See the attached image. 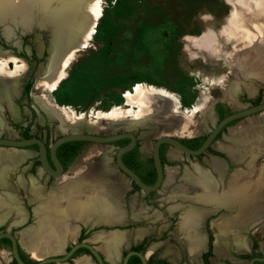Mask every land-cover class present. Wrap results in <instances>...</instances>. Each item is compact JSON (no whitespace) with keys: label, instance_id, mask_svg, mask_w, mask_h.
I'll use <instances>...</instances> for the list:
<instances>
[{"label":"rangeland","instance_id":"obj_1","mask_svg":"<svg viewBox=\"0 0 264 264\" xmlns=\"http://www.w3.org/2000/svg\"><path fill=\"white\" fill-rule=\"evenodd\" d=\"M86 1L0 0V52L4 54L0 67L4 69L3 74L15 70L21 60L27 62L24 72L15 76V83L5 86L7 97L0 95V134L15 136L16 132L10 125H19L27 134L35 133L47 141L71 131L112 134L126 130L136 134L141 152L149 156L152 143L159 136L169 135L179 139L203 136L217 120L212 110L215 103L236 110L264 101V0H95L94 3L101 7V15L94 20L84 47L77 49L76 45L83 35V19L85 24L88 19L83 10ZM67 33L73 38L70 46L59 54L63 59L61 78L55 85H48L45 79L48 64L57 53L56 50L53 52V44L64 39ZM15 58L20 60L19 63ZM25 82L30 86L27 96H22ZM248 84L255 88L253 94L246 91L245 85ZM140 85L151 86L161 95L163 101H155L159 112L144 107L132 109L124 106L125 95L133 94ZM229 89H233L230 96ZM46 106L55 109L60 116ZM169 122H175L174 126L167 127L165 124ZM246 127H255L262 133L264 110L225 127L200 158L178 151L180 170L186 169L197 183L205 178L215 182L216 192L219 193L225 186L227 176L213 174L212 178L209 174L206 177L204 174L210 170L204 162L211 151L221 153L216 149L218 143L233 146L227 139L229 131L232 135L239 134L248 131ZM249 138L246 136V139ZM251 138L255 140L253 133ZM238 139L242 142L245 140L242 137ZM170 147H163L164 163L167 162L166 152ZM115 150L116 145L112 143L84 142L74 161L58 180L67 181L70 176L84 172L86 157H98L100 154L110 169L125 177L114 164ZM242 153L244 157L248 156L246 150ZM27 156H30V160L35 158L31 153H26ZM263 161L264 153L254 161L253 174L242 177L246 183L256 182L259 176L257 168ZM228 164L229 169L235 166L229 161ZM261 176L264 181V169ZM164 182L163 178L161 187L148 195L132 188L127 178L128 189L124 200L129 210L137 215L134 219L127 216L122 227L117 228L126 231V242L109 250L108 259L101 252L109 264H119L129 246L140 242H146L147 248L158 244L160 248L155 252L160 254L166 248L171 251L162 255L161 259L173 261L178 255H183L185 262L197 264L187 259L181 241L174 235L178 216L188 206L211 210L203 223L207 240L210 241L207 246L209 251H206L208 261L229 258L233 264H242L229 254L232 248L235 250L233 239L240 235L248 236L251 244L254 239L257 248L251 249V253L258 252V244L264 234V202L258 204V209L252 205L244 210V220L253 219L257 212L261 213L260 218L247 225L244 231L231 233L226 248L222 246L223 254L215 255L208 221L221 212L234 214L236 204L227 210L223 203L203 205L186 196L169 195V188L180 184V181L174 178L170 183ZM31 183L34 185L33 181ZM75 187L77 190L83 188L81 184ZM261 187L258 191H264V183ZM52 188L57 190L59 186ZM8 192V189L0 186L1 194ZM13 199L18 206L23 201V197L13 196ZM245 200H248L247 196ZM28 202L31 210L29 219L19 226H12L14 234L25 226L36 225L37 215L33 208L40 200L31 202L28 199ZM9 223L0 226L1 231L9 230ZM85 227L90 228L86 234L87 240L95 233L111 230L109 226H93L90 223ZM137 229L145 230L140 238L135 235ZM78 237L74 242L79 240ZM74 242L68 241L60 253ZM0 248H3L0 249V264H14L9 247ZM20 250L31 263L39 258L60 254L34 255L24 252L23 248ZM65 262L74 263L71 260Z\"/></svg>","mask_w":264,"mask_h":264},{"label":"bare ground","instance_id":"obj_2","mask_svg":"<svg viewBox=\"0 0 264 264\" xmlns=\"http://www.w3.org/2000/svg\"><path fill=\"white\" fill-rule=\"evenodd\" d=\"M94 1L95 0H88L85 2L83 10H84V13L87 14L88 19L86 20V24L84 23V19H83V23H82L83 35L76 45L77 49L80 46L84 45V42L86 38L88 37L90 31L92 32V28L94 26V20L96 19L97 16L101 15V7L100 5H98V3L95 4L96 2L94 3ZM253 26L255 27V24H253ZM63 37L64 39H62L60 42H54L53 44V52L56 50L57 53L50 60L48 64V73L46 74V77H45L46 81H48V85H55L56 83H58V81L61 78L60 70H61V66H62L61 64L63 62V59L61 58L59 54L62 50H65L67 46H70L71 41H72L71 39L73 38V37L72 38L70 37L69 33H67ZM3 57H4V54L0 52V59ZM17 59L15 58V60L19 63L20 60H17ZM26 68H27V62L25 60H21L20 65L16 66L15 70L11 71L9 74H7L8 71H6V74H3L4 69L0 67V95L1 96L7 97V94L5 93V86L12 85L13 83H15V79H14L15 76L18 74H21V72H24ZM245 89L247 92H249V94H253L255 91V88H253V86L250 84L245 85ZM232 92H233V89H229V96L232 95ZM156 100L163 101L161 95L153 87L146 86V85H143V86L140 85L137 88H135L133 94L131 93V94L125 95L124 106L132 108V109H138L139 107H144L151 111L154 110L156 112H159V107H157L155 103ZM7 101L10 102L11 100H7ZM47 108L53 111L58 117L60 116L59 114H57V112L54 111L55 109L53 110L50 107H47ZM16 115H17V112H16ZM123 115H124V112H123ZM174 123L175 122H169V123H166L165 125L167 127L168 126L172 127L174 126ZM1 124L2 123L0 121V125ZM251 135L249 131H246V132H241L239 134L235 133L233 137L234 138L236 137L245 138L243 143L244 144L249 143L248 145L250 147L252 141H254L252 140ZM246 136L247 137L250 136L249 138L250 140L246 139ZM259 146H258L259 150L264 149V146L262 144H260ZM4 148H13V147H4ZM4 148L0 146V177L2 175L4 168L12 166V165H16L20 163L24 158L22 152L20 153L19 152L18 153L9 152L7 149H4ZM176 156L178 155L176 154ZM169 157L170 159H172L173 156L171 153L169 154ZM174 158H175V154H174ZM103 159L104 158L102 157V154H100L98 157L87 156L86 159L84 160V165L86 166L85 168L86 170L81 173H76L67 179L66 184L62 185L61 187H63V189L66 190V193L68 194V197H69L68 201L66 200L67 202L64 206H59L58 199H57L58 197L56 196L58 194H55L57 198L55 197L54 200L52 198L54 203L53 205H50L52 206L51 207V216H52L51 222L48 221V222L42 223V228L41 226L38 227V228H41L40 232L38 230H37L38 232H35L34 230H33L34 232H29L30 231L29 230L28 232H24L23 234L19 236L20 246L21 248L24 249V251H26L27 253L31 252L34 255H37V254L47 255L50 253H58V252L60 253V251L64 248V246L66 245L68 241L74 242L76 238L78 237L80 225L78 226L77 223H70L68 221L69 218L73 219L75 222H86L88 221L89 218L96 216L98 221L104 220V222H106V221H111L115 217L118 216V214L120 213L119 211L122 208L121 199H122L124 189L117 182V180H115L113 177L110 176V174H108V172H106L103 166L104 165ZM82 163H83V159H82ZM166 170L170 171V168L167 167ZM115 177H117V175H115ZM78 184H81L83 186L81 190L76 189L75 186ZM48 203L49 202H47V204ZM1 205L2 204L0 200V206ZM8 214H9V211H5L2 215H0V224L4 221V219L6 218ZM210 227H213V229H215V232L219 235L218 238L216 237L217 240L214 243L215 253L217 255H222L223 254L222 246L224 247L223 241H225V239L227 238L228 232L230 233V231L235 228L238 229V227H241V224L240 226L239 225L237 226L231 220L222 216L218 218L217 220H215L212 223V226ZM180 229H181V235L183 237L182 240L187 245L189 256L191 257V259H195L199 261V256H200L199 253H200V250L203 249V244L201 241V226H200L199 216L191 215L190 217H187L184 223L181 224ZM144 233H145L144 229H137L135 235L137 238H140L141 236L144 235ZM256 234L259 235V232H256ZM126 238L127 236H126L125 231L121 229H115L109 232L100 231L98 233H95L92 236V238H90L89 240L86 239V242L89 241L92 245L93 244L97 245L96 246L97 248L95 246L94 248L98 252L100 253L102 252L108 259L109 250H111L113 247H118L119 245L124 244L126 242ZM157 246L158 245L151 246L148 249L147 254L153 252ZM236 246L239 251H242V250L246 251L249 249L250 241L247 238H244L243 242L237 243ZM165 253L166 254L170 253V250L167 249ZM37 260H41V258ZM71 261L72 263L74 262L75 264H95L88 254H83V253L74 256L71 259ZM55 264H67V263L66 262H55Z\"/></svg>","mask_w":264,"mask_h":264},{"label":"crops","instance_id":"obj_3","mask_svg":"<svg viewBox=\"0 0 264 264\" xmlns=\"http://www.w3.org/2000/svg\"><path fill=\"white\" fill-rule=\"evenodd\" d=\"M15 118H17V117H15ZM246 128L248 129V131H250L251 133H253L255 135V140L252 141L250 147L247 143H245L246 144L245 145L242 141L237 139L238 137L234 138L231 131H229V135H228L227 139L233 143V146L232 145L230 146L229 144H226V143H218V145H217V148H216L217 151L224 154L231 165H235L232 169H230V170L228 169V161H226V159H224L221 156L215 155L213 153H209L207 155L206 162H204V163H206V165H208V170H210L208 173L204 174L206 177L211 172L214 173L215 175H217L218 177H222L225 174L227 176L226 181H225V186L220 190L219 193L216 192L215 182L209 181L207 178H205L202 181H200L199 183H197L189 175V173L186 169L180 170V165L177 161L180 160L181 157L179 155L178 150L170 147L166 152V159H167V162L169 163V165L168 164L164 165V179H165L164 183L165 184L170 183L173 181L174 178H178V180L180 181V184L176 183L169 188V192H168L169 195H175V196H179V197L180 196H186V197L191 198L192 201L199 203V204H203V205L223 203L227 210H229V209L231 210L234 207V205L236 204L234 214H228V213L221 212V213H219V214H217V215H215L209 219L208 228L210 229L212 236H213L212 245H214V242L217 240L219 235L215 232V229H213V227H210V226H212V223L215 220H217L218 218L223 216V217L231 220L237 226L238 225L240 226V224H241V227H238V229L235 228V229H232L230 231V233L228 232V234H227V238H228V236L233 232H238L240 230L244 231L247 228V225H250V224H252V222L257 221L260 218L258 216L261 215V213L257 212L256 213L257 215L255 214V217L253 219H251V220L245 219L244 220V210H246V208L249 209L252 205H255V208H256L258 206V204H261L262 202H264V191H258V188H262L261 186L264 183V181H262L263 176H261L263 173V169H264V161L262 162V164H260L259 168H257V172H258L257 174L259 176L256 177V182L254 184L246 183L247 181L242 179V177L245 175L248 176V175L253 174L252 173V167H253L254 161H256L257 158L264 153V149H262V150L258 149V146L260 144H262L264 146V136L261 135V134L264 135V131L261 133L255 127H251V128L246 127ZM230 129H232V128H230ZM236 129H241V128H236ZM244 150H246L248 153L247 157H244V155L242 153V151H244ZM170 153L173 156L172 159H170V157H169ZM174 154H175V158L177 160L174 158ZM176 154L178 156H176ZM97 156H99V155H97ZM102 157H103V155H102ZM103 164H104L103 166H104V169L106 170V172H108V174H110L111 177H113L115 180H117V182L124 189V192L122 195V201H121L122 208L119 211L120 213L118 214L119 217L117 216L113 220L106 221V222H104V220L98 221L96 216L89 218L88 221H86V222H75L73 219L69 218L68 221L70 223H77L78 226L80 225L79 226V232H80L81 227L87 225L88 223H90L93 226H99V225L109 226L108 228H111V230H115L118 227H122L121 225L123 224V222L127 218V216L134 219L137 215V213L133 214L131 212V210H129V208L126 205V201L124 200L125 192L127 191L126 189H128L127 178L117 174V172L114 169H110L107 166L106 161L104 159H103ZM238 164H241L242 166H237ZM167 167L170 168V171L166 170ZM5 169L6 168L3 169L2 175L0 177V186L1 187L4 186L3 185L4 182L1 179H3V177H4ZM198 169L201 170L200 167H198ZM237 170H238V172H237ZM196 173L199 174L197 171H196ZM115 175H117V177H115ZM170 178H172V179H170ZM232 178L235 180H233ZM19 180H22L21 176L19 177ZM57 183L59 186V188L57 190L50 188L45 193H42L41 187L35 186L31 183L30 192H29V199L31 200V202H35V200L36 201L40 200V203H37L33 208V212L37 215V219L35 222L36 225L34 227L25 226L22 229L17 230V233L15 232L16 233L15 236L18 239V242H19V236L21 234H23L24 232H28L29 230H30L29 232H34V231L40 232L41 231L40 229L42 228V223H45L48 221L51 222V220H52L51 207L52 206H50V205H53V203H54L53 200L56 196L58 197V198L57 197L56 198L58 199L59 206H64L66 204V202L68 201V198H69L68 194L66 193V190H64L63 187H61L64 183L61 182V180H58ZM186 185H189V186L187 187ZM195 187H198L199 189L195 190L194 189ZM55 194H58V195L55 196ZM256 194H257V196H256ZM245 196L248 197L247 201L245 200ZM52 198H53V200H52ZM59 199H60V201H59ZM0 200H1V204H2L0 206V215H2L5 211H9V214L6 216L4 221L0 224V226H3L5 224V222L11 217H14V220H15L14 226L21 225L25 221V213H24V210L22 209V207L14 204L13 196L9 193H4V194L0 193ZM47 202H49V203L47 204ZM46 207H48V208H46ZM256 209H258V208H256ZM210 212H211V210H208L206 208H200L197 206H188L180 212V214L178 216L177 226H176V230L174 232V235L176 238H178L179 241H181V243L183 245V249H184V251H186V253L188 252V250H187L186 243L183 242V240H182L183 237L181 235V229H180L181 224L184 223L186 218L190 217L191 215L192 216L193 215L199 216L200 226H201V241L203 244V249H201L200 253H199V255H201L207 249V241L208 240H207V234H206L205 228L203 227V223H204V219H205L206 215ZM119 218H121V219H119ZM20 220H21V222H20ZM246 220H248V223H246ZM40 226H41V228H38ZM111 230H109V231H111ZM123 231H125V230H123ZM125 233H126V231H125ZM252 233H253V231H252ZM78 235H79V233H78ZM227 238L225 239V241H223V245L225 248H226V244H227ZM244 238H247L250 241L249 237L246 235H240V236L233 239L232 245L235 247V250L233 248L232 249L234 251H236V253L238 252L237 246H236L237 243H242ZM19 245H20V243H19ZM251 245L252 244L250 241L249 249L246 250L245 252H241L240 254L249 253L251 251Z\"/></svg>","mask_w":264,"mask_h":264},{"label":"water","instance_id":"obj_4","mask_svg":"<svg viewBox=\"0 0 264 264\" xmlns=\"http://www.w3.org/2000/svg\"><path fill=\"white\" fill-rule=\"evenodd\" d=\"M264 110V101H259L257 103L244 106L240 109L236 110H230L229 113L223 115L219 119H217L214 123V125L209 128L201 141V143L194 149L188 148L185 146L181 139L169 136V135H162L157 137L151 147V158L152 163L155 170V179L153 183L151 184H145L143 183L138 175L132 171L130 168H128L122 161L121 155L125 152L131 149L135 144V136L133 133L122 130L120 132L112 133V134H96L89 132L88 130H85L84 132H68L66 134H61L53 139L49 146V157L50 160L55 167V170H52L46 161V155H45V147L41 139L37 137H28L23 139H13V138H7V137H0V146H9V147H19L23 148L28 145H36L37 151L40 157L41 167L44 171H46L48 174L59 176L63 170L60 164L58 163L56 157H55V148L68 141H84V142H91V143H99V144H111L112 142L127 138L128 142L124 145L118 147L114 152V164L119 172H121L126 178H128L130 181H132L139 190L143 192H151L155 191L158 188L161 187L162 180L164 178V164H161L159 154H158V147L161 143L167 144L168 146H171L178 151L190 155V156H198L202 153H205L212 144V142L215 140L216 135L222 130V128L227 127L228 124L234 120H238L240 118L252 115L254 113L260 112ZM6 238L10 242V253L12 259L15 261V264H28L22 261V259L19 257L18 254V248H21L18 242V239L16 238L14 232L10 233L8 230L0 231V239ZM264 234L258 244V251L260 253V256H253L251 257L247 264H257L264 263ZM84 248L88 252H85L84 254H88L89 257L92 259V261L95 264H104L102 257L100 253L94 248V245L86 242L85 239H81L80 241H76L69 245L67 248L64 249V252L62 254L58 255H50L45 258H42L41 260H37L34 263L31 264H48V263H55V262H65L67 260H71L73 258V255L77 249ZM130 254H136L139 259L141 260L142 264H145L144 257L134 251H128L122 260V264H125L127 257ZM226 264L223 260H217L213 262V264Z\"/></svg>","mask_w":264,"mask_h":264},{"label":"flooded vegetation","instance_id":"obj_5","mask_svg":"<svg viewBox=\"0 0 264 264\" xmlns=\"http://www.w3.org/2000/svg\"><path fill=\"white\" fill-rule=\"evenodd\" d=\"M212 110H214V116H216L217 119H219V117L217 115L218 109H214L213 108ZM229 111L227 113H229ZM10 128H12V130H14V132H16L15 136L9 137V136H7V134H3L2 133V134H0V137H7V138H13V139H23V138H28V137H37V138L41 139L42 142H43V144H44V147H45V155H46L47 164H48V166L52 170H55V167L53 166V164H52V162L50 160V157H49V146H50V144H51V142L53 140L52 141H47V140L43 139L40 135L37 136L35 133H33V135H30V136H25L24 135L25 130L19 128V125L18 126L17 125H10ZM224 128H222V130ZM133 135L135 136V139H136L135 144H134V146L131 149H129L128 151H125L121 155V159H122V161H123L124 164L125 163H129L131 166H133V169H131V170L134 171L138 175V177L140 178V180L143 183H145V184H151V183H153V181L155 179V170H154V166H153V163H152L151 154L149 156L148 155L145 156L141 152L140 147L138 145L139 142L137 141L136 134L133 133ZM127 142H128V139L127 138H123V139H119V140H116V141L112 142V144H115L116 145V149H117L118 147L124 145ZM82 144L83 143H81V145ZM164 145H167V144L161 143L159 145V147H158V154L159 155H160V152L162 150H164L163 149ZM4 147H9V146H2V148H4ZM4 149H9V150H15V151H18V152H22V154L24 156L23 160L20 163H18L16 165L9 166V167H6V169H5L6 171H5L4 177H3L4 186L2 188L8 189L10 191L8 193L11 194L12 196L21 197V198L23 197V201L22 200L20 201V204H21L20 207H22V209L24 210L25 219H26L25 221H27L29 219V215L31 213L30 212L31 210H30V207H29L30 204L28 202L29 192H30V187H29L30 183L33 181V183H34L35 186L41 187V191H44V190L47 191V190H49L52 187H58L57 181H58L59 177L65 171L66 167L68 166V165L67 166H64V163H65L66 159L69 158V155L71 154V152H70L69 146H62L60 144V145H58L55 148V157H56L58 163L60 164V166L62 167L63 172L59 176H54V175L48 174L46 171H44L42 169L41 162H40V157H39V154H38L36 145L32 144V145L25 146L23 148L13 147V148H4ZM208 149H209V147H208ZM26 153L27 154L28 153L34 154L35 158L33 160L31 158V160H30V156H27L26 157ZM163 155H164V153H163ZM200 156H197V157L200 158ZM159 158H160V156H159ZM160 162H161V160H160ZM24 163H29V164L23 166ZM161 164H165V163H162L161 162ZM229 168H230V165L228 164V169ZM213 174L214 173H212V172L210 173V175L212 176V178H213ZM20 176H21L22 180H19V177ZM62 182L64 184H66L67 181L65 180V181H62ZM135 190H139V188L137 187V189H135ZM155 191L146 192V193L148 195H151ZM8 221H10V223H9L10 229L8 230L6 228L5 230H8L10 233H13L14 231L12 232L11 227L14 226V223H15L14 217L9 218L5 222V224ZM89 229L90 228H86L85 226L82 227V238H81L82 240L85 239V238H87L86 237V234L89 232ZM0 231H1V229H0ZM80 240H78V241H80ZM155 245H158V244H155ZM0 246H6V247H9V249H10V242H9V240L6 239V238H1L0 239ZM151 246H153V245H151ZM151 246H149L147 248L146 247V242H140L137 245L132 244L131 246H129L130 248L128 250H126L122 254V256L120 258L119 264H122L123 257H124V255L128 251H134V252L140 253L144 257L145 264H170V263L171 264H189V262H185V256H183V255H178L177 256V259L175 258L173 261L171 259H169V258H168V260L161 259L162 255L163 256L167 255L165 253V251H166L167 248L163 251L162 254L157 253L155 251L160 248L159 245L153 251L154 253L151 252V253L147 254V251H148V249ZM211 247H212V252L215 255H217L215 253L214 245H212V243H211ZM0 249H3V248H0ZM19 249L20 248H18V254H19V257L22 259V261H24L25 263L31 264V262H29V260H27V258L25 257V255L21 251H19ZM206 251H207V249H206ZM206 251L203 252L205 254L202 253L199 256V261H197L195 259H191V257L189 256V254H187L188 252L186 253V251H185V255H186L187 259H189L191 261H194L197 264H213V262L217 261V260L208 261L209 256L206 254ZM79 252H82L84 254L85 252H88V251L86 249H84V248H82V250H81V248H80V249H77L73 255L76 256V254L79 253ZM241 252H245V250H242V251H239L238 250V252L236 253V251H234L232 249L229 252V254L230 255H233L232 258L235 261H239L240 260V262H242V264H247L248 260L251 257H253V256H260L259 251L257 253H254L255 251L251 253V251H250L249 253H247L249 255L246 256V257H244V254L245 253L244 254H240ZM170 253H171V251H170ZM170 253H168V254H170ZM100 255L102 257V260H103L104 264H109L105 260V257L103 256V254L100 253ZM223 261L226 262V264H233L231 262V260L228 259V258H224ZM125 264H142V262H141V260L139 259V257L136 254H130L127 257V259H126ZM218 264H220V263H218ZM255 264H257V262H255ZM262 264H264V263H262Z\"/></svg>","mask_w":264,"mask_h":264},{"label":"trees","instance_id":"obj_6","mask_svg":"<svg viewBox=\"0 0 264 264\" xmlns=\"http://www.w3.org/2000/svg\"><path fill=\"white\" fill-rule=\"evenodd\" d=\"M29 86H30L29 83H27V82L24 83V85H23L24 88H23V91H22V94H21L22 96H27V90H28ZM214 109H218L217 115H218L219 118L222 117L224 114H226L229 111V109L225 105H223L222 103H215L214 104ZM236 121L237 120H234V121L230 122L228 125H232ZM219 134H217L215 139L218 138ZM24 135L25 136H30L26 132H24ZM203 137H204V135L203 136H198V137H193V138H190V139H181V141L188 148L194 149L201 143ZM81 143H84V141L83 142L82 141H68V142H64L63 144H61L62 146H69V149H70V152H71V154L69 155V158L66 159V161L64 163V166H67V165L71 164L74 161L75 157L78 155V153H79V151L81 149V146H80ZM211 152L213 154H215V155L223 157V155L221 153H218V152H215V151H211ZM159 156H160L161 162L164 163L165 162V158H164V155H163V150L160 152ZM198 156H200V155H198ZM125 164L130 169H133V166H131L129 163H125ZM165 164H168V162H166ZM131 184H132V187L134 189H137V186L133 182H131ZM81 238H82V235L80 234L78 239L80 240ZM211 243H212V241H211ZM209 245H210V241L208 240L207 246L209 247ZM251 248H252V250L257 248V243H256V241L254 239H252ZM263 248H264V245H263ZM81 250H82V248H81ZM19 251H21V250L19 249ZM207 251H209V250H207ZM203 254H205V253H203ZM248 255L249 254L245 253L244 257H246ZM12 261L15 264V261L14 260H12Z\"/></svg>","mask_w":264,"mask_h":264}]
</instances>
